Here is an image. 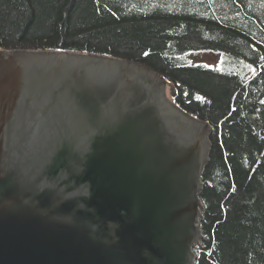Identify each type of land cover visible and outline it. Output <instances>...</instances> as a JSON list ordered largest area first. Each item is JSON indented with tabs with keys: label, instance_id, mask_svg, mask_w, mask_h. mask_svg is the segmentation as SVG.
Segmentation results:
<instances>
[{
	"label": "water",
	"instance_id": "water-1",
	"mask_svg": "<svg viewBox=\"0 0 264 264\" xmlns=\"http://www.w3.org/2000/svg\"><path fill=\"white\" fill-rule=\"evenodd\" d=\"M211 134L139 63L0 50V264H195Z\"/></svg>",
	"mask_w": 264,
	"mask_h": 264
},
{
	"label": "trees",
	"instance_id": "trees-1",
	"mask_svg": "<svg viewBox=\"0 0 264 264\" xmlns=\"http://www.w3.org/2000/svg\"><path fill=\"white\" fill-rule=\"evenodd\" d=\"M0 50L139 63L212 128L195 264H264V0H0ZM218 56L210 67L199 54Z\"/></svg>",
	"mask_w": 264,
	"mask_h": 264
},
{
	"label": "rangeland",
	"instance_id": "rangeland-1",
	"mask_svg": "<svg viewBox=\"0 0 264 264\" xmlns=\"http://www.w3.org/2000/svg\"><path fill=\"white\" fill-rule=\"evenodd\" d=\"M195 61H201V62H203V63H205L206 65H208V66H210V67H215L216 65H217V61H218V56L217 55H215V54H213V53H211V52H205V53H201V54H199L198 55V57H196L195 58V60H194V62ZM157 73V72H156ZM158 74V73H157ZM165 83H166V85L167 86H169L170 87V89H171V101H172V103L174 104V105H176L175 103H174V101H173V87L167 82V81H165ZM177 106V105H176ZM178 107V106H177ZM192 117V116H191ZM194 118V117H193ZM200 121V120H199ZM208 124V123H207ZM203 211V210H202ZM200 244H201V242H200ZM200 244H198V245H195L194 247H193V251L198 247V246H200ZM196 247V248H195ZM194 254H195V252H194ZM195 257H196V255H195ZM195 263H196V260H195Z\"/></svg>",
	"mask_w": 264,
	"mask_h": 264
},
{
	"label": "built area",
	"instance_id": "built-area-1",
	"mask_svg": "<svg viewBox=\"0 0 264 264\" xmlns=\"http://www.w3.org/2000/svg\"><path fill=\"white\" fill-rule=\"evenodd\" d=\"M196 248V247H195Z\"/></svg>",
	"mask_w": 264,
	"mask_h": 264
}]
</instances>
